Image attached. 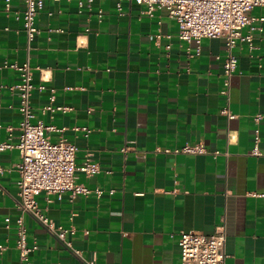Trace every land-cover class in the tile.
<instances>
[{
	"label": "crops",
	"instance_id": "0c3cea01",
	"mask_svg": "<svg viewBox=\"0 0 264 264\" xmlns=\"http://www.w3.org/2000/svg\"><path fill=\"white\" fill-rule=\"evenodd\" d=\"M81 1L44 0L28 50L16 18L22 0H10L8 11L0 2V143L17 142L18 96L10 87L19 74L10 64L28 60L32 122L65 127L47 135L75 144L76 164L98 163L92 175L76 171V181L103 190L99 197L38 194V205L68 230L64 240L79 256L25 215L27 240L38 245L32 261L180 264V231L209 234L224 224V264H264V156L249 153L255 127L264 151V7L249 12L255 20L242 32L260 29L251 30V48L234 47L237 68L225 96L223 37L202 38L199 53L188 55L194 44L177 38L165 10L150 16L130 0L121 10L116 0ZM49 103L68 109L42 111ZM227 104L233 118L220 112ZM185 143L206 151L163 150ZM20 161L16 147L0 150V264L18 259L14 224L6 227L4 218L17 215Z\"/></svg>",
	"mask_w": 264,
	"mask_h": 264
},
{
	"label": "built area",
	"instance_id": "2783aa9c",
	"mask_svg": "<svg viewBox=\"0 0 264 264\" xmlns=\"http://www.w3.org/2000/svg\"><path fill=\"white\" fill-rule=\"evenodd\" d=\"M5 11L9 10L10 0H2ZM44 0H22L23 9L16 18H21L22 26L26 34L27 50L36 32V16L42 8ZM60 1V0H54ZM91 2L92 0H86ZM121 1L116 0V7L121 10ZM136 4L143 5V12L152 15L156 10H165L167 15L173 18L177 24V38L189 44H194V49L186 48L188 55L199 53V43L202 38H224V55L222 56L223 88L220 93L228 96L229 81L237 68V56L234 54V47L239 42L246 43L252 47L251 30L260 29L258 26H250L246 33L242 29L255 20L249 12L255 7H264V0H130ZM1 2V0H0ZM79 5L83 2L79 0ZM259 21L264 16L258 17ZM19 74V80L10 89L18 96V111L20 121L18 124L19 134L16 143L10 141L1 142L0 150L16 147L19 150L21 161L17 165L18 180L16 203L17 215L12 219L4 218L5 226L14 224L15 247L18 250V259L14 264H35L31 259V253L38 247L36 242H28L27 232L23 217L30 215L44 228L64 245L79 256V250L74 249L69 241L64 240L68 231L61 225H56L38 205L36 196L40 193L45 195H56L61 197L65 192L71 198L77 195L88 196L93 193L99 197L103 190L100 188L90 189L76 181V171L84 175H92L100 169L98 163L89 158L84 159L80 164L75 162L76 146L60 136L51 140L47 131L61 132L65 127L44 125L41 121L32 122L34 117L31 106V92L34 88L32 83V68L28 60L23 63L10 64ZM44 84L37 86L43 90ZM54 98V88H50L49 100ZM68 109L66 106H52L50 103L41 108L42 111H61ZM228 118L235 115L228 108V104L220 110ZM261 115L257 113L253 119L258 121ZM11 130V128H10ZM85 135L90 131L87 127H81ZM259 128L253 129L252 148L249 153L252 155H263L264 151L259 149ZM126 148L122 147L121 151ZM165 152L174 153H202L205 148L201 144L185 143L173 149H163ZM2 167H0V171ZM112 189L109 193H112ZM73 233V230H69ZM225 238L224 224L217 225L213 232L205 234L198 231H180L177 235V245L180 253V264H224L225 260ZM0 245V249H1ZM10 264V263H7ZM86 264H96L93 261H86Z\"/></svg>",
	"mask_w": 264,
	"mask_h": 264
}]
</instances>
